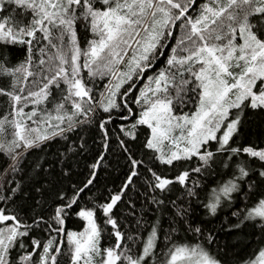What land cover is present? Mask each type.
Here are the masks:
<instances>
[{
	"label": "snow or ice",
	"instance_id": "snow-or-ice-1",
	"mask_svg": "<svg viewBox=\"0 0 264 264\" xmlns=\"http://www.w3.org/2000/svg\"><path fill=\"white\" fill-rule=\"evenodd\" d=\"M0 264H264V0H0Z\"/></svg>",
	"mask_w": 264,
	"mask_h": 264
}]
</instances>
